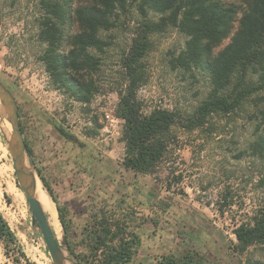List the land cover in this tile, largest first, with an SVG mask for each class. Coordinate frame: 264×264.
Returning <instances> with one entry per match:
<instances>
[{
	"label": "rangeland",
	"instance_id": "obj_1",
	"mask_svg": "<svg viewBox=\"0 0 264 264\" xmlns=\"http://www.w3.org/2000/svg\"><path fill=\"white\" fill-rule=\"evenodd\" d=\"M222 1L244 8L243 0ZM41 14L39 0H0V81L18 102L24 136L33 151L30 161L56 185L59 203L68 208L71 234L81 231L102 202L124 199L149 218L136 264H156L159 256L187 251L199 252L208 264H246L247 257L264 263V246L244 257L232 246L234 230L264 205V158L250 149L262 130L264 94L254 95L230 116H215L202 130L189 132L178 124L176 143L157 174H134L123 166L124 123L115 110L124 84L122 57L142 16L133 8L110 33L113 44L97 76L102 92L83 105L54 88L40 60L45 50L39 41ZM186 41L173 28L153 36L145 60L148 80L139 91L147 111L166 108L190 114L210 92L206 72L172 68V58ZM92 131L99 133L89 137ZM11 134L0 107V214L15 240L8 256L0 239V264H54L17 183L8 144ZM42 188L48 195L43 182ZM160 203L170 204L167 212L156 207ZM61 229L60 242L66 234Z\"/></svg>",
	"mask_w": 264,
	"mask_h": 264
},
{
	"label": "trees",
	"instance_id": "obj_2",
	"mask_svg": "<svg viewBox=\"0 0 264 264\" xmlns=\"http://www.w3.org/2000/svg\"><path fill=\"white\" fill-rule=\"evenodd\" d=\"M243 2L244 8L240 9L222 0H39V41L45 46L40 60L57 91L80 104H91L102 92L97 76L103 56L113 44L110 33L120 26L122 17L136 9L142 20L122 57L124 84L115 116L124 123V168L134 174L155 176L176 143L178 124L189 132L202 130L215 116H230L254 95L264 94V0ZM170 28L187 38L185 48L172 58V68L190 73L203 71L209 76L210 92L190 114L166 108L147 111L139 99V91L148 80L145 60L153 47L152 38ZM228 39L230 42L218 50ZM260 113L262 130L250 149L255 156L264 158V109ZM22 130L24 133L23 126ZM98 133L92 131L88 135ZM29 152L33 158L31 148ZM38 173L81 264H136L148 217L124 199L115 204L104 201L81 231L72 235L68 208L59 203L40 169ZM156 207L167 212L170 204ZM151 221L158 225L156 219ZM234 234L236 242L232 246L239 256L264 246V205ZM0 239L9 256L15 240L1 214ZM156 262L208 264L195 251L162 255ZM246 264L264 263L247 257Z\"/></svg>",
	"mask_w": 264,
	"mask_h": 264
},
{
	"label": "water",
	"instance_id": "obj_3",
	"mask_svg": "<svg viewBox=\"0 0 264 264\" xmlns=\"http://www.w3.org/2000/svg\"><path fill=\"white\" fill-rule=\"evenodd\" d=\"M0 104L2 113L12 126V134L8 140V144L13 157L18 184L26 195L32 213L33 225L40 230L54 264H63L65 254L66 260L70 264H81L77 256L71 250L66 234H64L61 242L56 238L49 224L48 216L40 201L35 196L37 184L36 174L40 179L41 176L36 172L34 165L29 159L30 154L21 126L18 102L12 91L1 81Z\"/></svg>",
	"mask_w": 264,
	"mask_h": 264
},
{
	"label": "bare ground",
	"instance_id": "obj_4",
	"mask_svg": "<svg viewBox=\"0 0 264 264\" xmlns=\"http://www.w3.org/2000/svg\"><path fill=\"white\" fill-rule=\"evenodd\" d=\"M37 180V184H36V188H35V196L36 198L40 201L44 211L50 216V226L51 228L55 231L56 234V238H59L62 236V229H61V224H60V220L58 217V212L57 209L55 207V204L52 200V198L47 195L44 192V189L42 188V181L39 177L36 178ZM61 240V238H60ZM66 254L64 255V261L63 264H70L67 260H66Z\"/></svg>",
	"mask_w": 264,
	"mask_h": 264
},
{
	"label": "crops",
	"instance_id": "obj_5",
	"mask_svg": "<svg viewBox=\"0 0 264 264\" xmlns=\"http://www.w3.org/2000/svg\"><path fill=\"white\" fill-rule=\"evenodd\" d=\"M124 147H125V144H124ZM52 186V188L54 189L55 187H56V185H51ZM57 194V193H56ZM58 195V194H57Z\"/></svg>",
	"mask_w": 264,
	"mask_h": 264
}]
</instances>
